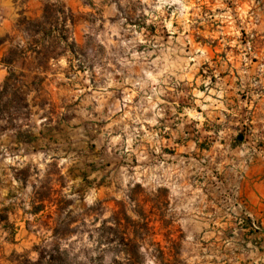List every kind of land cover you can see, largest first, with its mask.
I'll return each mask as SVG.
<instances>
[{"label": "rangeland", "instance_id": "obj_1", "mask_svg": "<svg viewBox=\"0 0 264 264\" xmlns=\"http://www.w3.org/2000/svg\"><path fill=\"white\" fill-rule=\"evenodd\" d=\"M29 1L0 34V91L11 71L22 83L0 120L1 257L127 264L100 232L120 223L139 244L130 264H264L238 180L264 0ZM46 2L55 32L33 34L24 20Z\"/></svg>", "mask_w": 264, "mask_h": 264}, {"label": "crops", "instance_id": "obj_2", "mask_svg": "<svg viewBox=\"0 0 264 264\" xmlns=\"http://www.w3.org/2000/svg\"><path fill=\"white\" fill-rule=\"evenodd\" d=\"M12 1L0 0L8 7V17L4 20L0 34L7 33L12 26ZM30 8L40 6V0H30ZM2 75V71H0ZM246 101V100H245ZM247 111L248 101L242 103L240 109ZM248 114V113H247ZM250 135L245 139L239 168V189L248 208L252 210L257 222L264 227V92L257 95L252 112ZM0 264H20L17 260H9L8 255H0Z\"/></svg>", "mask_w": 264, "mask_h": 264}, {"label": "trees", "instance_id": "obj_3", "mask_svg": "<svg viewBox=\"0 0 264 264\" xmlns=\"http://www.w3.org/2000/svg\"><path fill=\"white\" fill-rule=\"evenodd\" d=\"M61 10V7L59 4H54V3H49L46 2L43 6V13L42 16L39 20H29L25 19L24 23L28 25L30 30H32L33 34H41V35H46L47 33L55 32V28L52 26L49 29H46V24L48 18H50L51 14H59ZM70 16L71 19L73 18L72 12L70 11ZM45 20V21H44ZM3 42V40H0V44ZM74 42L72 40L71 46H74ZM5 60V59H4ZM3 61L5 65H10L11 61ZM21 86L22 83L19 81V78L14 77L13 72H9V76L5 79V82L3 84L2 90L0 91V120H15V118L10 117V115H7L5 118L2 116V113L8 114V110L11 105V100H9L6 96V90L11 89L13 91V95L17 98L18 100L21 101ZM25 107V106H24ZM104 227V225H103ZM102 232L103 235H118L119 240H118V245L121 247V255L123 256V259H125V262L127 264L131 263V260L133 258L139 259L141 258V255L139 254L138 246L139 244L135 241V239L132 238V232L128 227L126 226H120V223H111L110 226L104 228V230L100 231ZM107 244H110L108 242ZM64 254V253H63ZM42 262H45V264H62V261L59 257H54L49 255L47 258L41 254L38 253V258L36 261H30V260H25L23 264H41Z\"/></svg>", "mask_w": 264, "mask_h": 264}]
</instances>
